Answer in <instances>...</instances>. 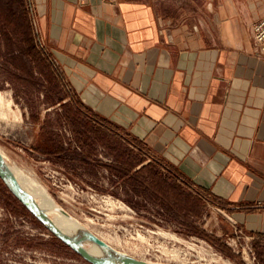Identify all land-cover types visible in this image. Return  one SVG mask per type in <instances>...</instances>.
Returning <instances> with one entry per match:
<instances>
[{"label":"crops","instance_id":"crops-1","mask_svg":"<svg viewBox=\"0 0 264 264\" xmlns=\"http://www.w3.org/2000/svg\"><path fill=\"white\" fill-rule=\"evenodd\" d=\"M30 1L86 118L139 156L124 178L156 169L264 242V0Z\"/></svg>","mask_w":264,"mask_h":264},{"label":"rangeland","instance_id":"rangeland-1","mask_svg":"<svg viewBox=\"0 0 264 264\" xmlns=\"http://www.w3.org/2000/svg\"><path fill=\"white\" fill-rule=\"evenodd\" d=\"M18 1L0 0V146L8 160L91 232L148 264H263L264 242L229 212L153 168L124 178V163L139 156L94 129L41 43L31 1ZM0 264L91 263L0 192Z\"/></svg>","mask_w":264,"mask_h":264},{"label":"bare ground","instance_id":"bare-ground-1","mask_svg":"<svg viewBox=\"0 0 264 264\" xmlns=\"http://www.w3.org/2000/svg\"><path fill=\"white\" fill-rule=\"evenodd\" d=\"M3 99L4 98L0 93V100L3 101ZM0 155L4 158V160L8 164L9 169L17 177L22 187H24V189L32 194L40 208L44 211V213L48 216L52 223H54L68 237L79 243L87 252L95 257L103 259H121L124 257H131L119 251L115 246L100 237V239L106 242L107 246H103L91 240L89 236L90 234L94 233L87 229L83 224H81L68 211L59 206L43 188H39L35 185V183L27 180V178L22 175L20 168H17L8 160L7 154L1 148V146ZM62 209H64L66 212H64Z\"/></svg>","mask_w":264,"mask_h":264},{"label":"water","instance_id":"water-1","mask_svg":"<svg viewBox=\"0 0 264 264\" xmlns=\"http://www.w3.org/2000/svg\"><path fill=\"white\" fill-rule=\"evenodd\" d=\"M0 179L3 181L9 191L16 197L20 203L54 236L59 238L64 244L70 247L74 252L79 254L91 264H147L135 257H124L121 259H103L98 258L87 252L79 243L68 237L62 232L44 211L40 208L35 198L30 194L18 181L14 173L9 169L8 164L0 155ZM66 212L64 209H62ZM90 239L107 246L106 242L94 234H90Z\"/></svg>","mask_w":264,"mask_h":264},{"label":"built area","instance_id":"built-area-1","mask_svg":"<svg viewBox=\"0 0 264 264\" xmlns=\"http://www.w3.org/2000/svg\"><path fill=\"white\" fill-rule=\"evenodd\" d=\"M251 33L258 54L264 57V18H260L252 23ZM233 222L236 223L234 220Z\"/></svg>","mask_w":264,"mask_h":264},{"label":"trees","instance_id":"trees-1","mask_svg":"<svg viewBox=\"0 0 264 264\" xmlns=\"http://www.w3.org/2000/svg\"><path fill=\"white\" fill-rule=\"evenodd\" d=\"M21 5H23L24 6V4H25V0H19L18 1ZM25 13H26V11H25ZM27 13H28V11H27ZM27 18H29V17H27ZM30 19V18H29ZM0 192L3 194V196L5 197V199L9 202V203H12V202H15V203H18V204H20V206H22V208L25 210V211H27V209L20 203V201L16 198V197H14V195L9 191V189L5 186V184L3 183V181L0 179ZM40 223V222H39ZM41 224V223H40ZM42 225V224H41ZM43 226V225H42ZM44 227V226H43ZM45 228V227H44ZM53 238L56 240V241H58V242H60L61 244H64L59 238H57L56 236H54L53 235ZM64 245H66V244H64ZM67 246V245H66ZM68 247V246H67ZM70 248V247H69ZM75 254H77L76 252H75ZM77 255H79V254H77ZM80 256V255H79Z\"/></svg>","mask_w":264,"mask_h":264}]
</instances>
